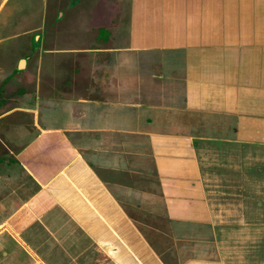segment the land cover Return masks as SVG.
<instances>
[{
    "label": "crops",
    "instance_id": "1",
    "mask_svg": "<svg viewBox=\"0 0 264 264\" xmlns=\"http://www.w3.org/2000/svg\"><path fill=\"white\" fill-rule=\"evenodd\" d=\"M117 2L91 33L4 17L0 54L21 58L0 106V264H253L264 0H183L173 45Z\"/></svg>",
    "mask_w": 264,
    "mask_h": 264
},
{
    "label": "rangeland",
    "instance_id": "2",
    "mask_svg": "<svg viewBox=\"0 0 264 264\" xmlns=\"http://www.w3.org/2000/svg\"><path fill=\"white\" fill-rule=\"evenodd\" d=\"M134 1L136 4L132 2L130 3L132 10L134 11V15L136 17L134 18V20L132 19L131 21L132 30L133 28L134 29L136 28L139 34L144 35V33H146L145 35L148 37L150 36V38H153V36L158 37L162 35L164 32L169 34L175 33L174 38L170 36L166 44L168 43L170 45H173L179 43L178 42L179 40L177 39H179L178 37H180L183 34V22H182L183 19H182V15H178V13H183L184 5H185V2H183V0H173V1L172 0H134ZM100 2L101 0H94L93 2L91 0H78L76 3L74 1L73 3H68V0H64L63 3L62 1L59 2V0L57 1L44 0L42 2L40 0H30L25 2L7 3L5 4V6H3V9L1 8L2 10L0 11V29H1L0 36H2L8 30V27L5 28L3 27L4 25L2 24L4 17L8 16V14H10V18L8 19V22L5 25L11 24L12 19L14 17V23L16 24L17 28H10L9 30L10 33H17V31H19L25 25H28L29 22L31 21L33 22L35 18H36L35 22H37L38 21L37 18L41 17L42 14L44 16L47 11H50L51 14H54L55 11V15L53 16V18L56 17V13L58 12L56 20H58L60 14L63 13L67 17L71 18L72 14H75L73 13V11L78 12V14L81 12V15L84 17L79 19L81 30L85 31V29L86 30L89 29V32L91 33V17L89 14L91 13V11H93L94 6H98L97 10H101L103 5L106 6L111 4L112 9L114 8V6L118 5L117 0H110V3H104V1H102L101 3ZM96 3H100V4H96ZM138 5L140 7H138ZM12 9H14V13L12 14L13 17L11 15ZM173 16L175 17L173 18ZM164 17H166L167 19H165ZM53 21L54 20H52V22ZM106 21H110V20H106ZM125 21L126 20L123 21V27H126ZM64 22L65 20L61 21V23H58L57 21V24L53 25L54 30L60 28L66 30L68 24L66 25L64 24ZM32 24L33 26H35L34 22ZM36 32H39V29H37L33 33ZM143 38L147 40L145 36ZM161 43L165 44V42H161ZM6 53H8L9 55L3 57L4 55H6ZM20 56H21L20 53L16 54L15 52L14 54L12 52H5L0 54V58L3 57L0 60V87L5 86V89L2 88L0 89V91L2 92L4 90L5 96H7L10 90L9 82H13L12 80H9L10 79L9 73L11 69L15 67L17 60L21 58ZM173 56L174 55H171L170 57L173 58ZM9 57L11 58L12 64L8 68L6 65H4V60L8 59ZM259 185L261 184L259 183ZM253 198L257 199L259 204V207L257 208L255 206V203H253L254 206L253 228H252L253 264H264V206H263L264 193L260 194L258 193V191H253ZM258 198L261 199L258 200ZM232 264H236V263H232Z\"/></svg>",
    "mask_w": 264,
    "mask_h": 264
},
{
    "label": "flooded vegetation",
    "instance_id": "3",
    "mask_svg": "<svg viewBox=\"0 0 264 264\" xmlns=\"http://www.w3.org/2000/svg\"><path fill=\"white\" fill-rule=\"evenodd\" d=\"M73 1L76 3L78 0H69L68 1V3H73ZM74 3V4H75ZM115 4H117V3H115ZM69 6V5H68ZM73 8V7H72ZM72 8H70V9H72ZM69 9V10H70ZM109 9V8H108ZM110 10H113V11H118L119 10V3H118V5H116V6H114V8L112 9V6L110 5ZM73 13H75V14H72V17L71 18H69V17H67L64 13L63 14H60V16H59V18H58V20H56V18H57V15H58V12L56 13V17L55 18H53V16L55 15V11H54V14H51V12L50 11H47L46 13H45V16H43L44 18H43V25L45 26V29L46 28H53V25H55V24H57V21H58V23H61V21H63V20H65V22H64V24H68L67 25V27H66V30L67 31H71V30H75V29H77L76 27H75V25H80V20H78V18H77V16L80 14H78V12H74L73 11ZM118 12H115L114 14H117ZM91 14V13H90ZM71 19V20H70ZM52 20H54L53 22H52ZM61 25V24H60ZM65 25V26H66ZM65 26H64V28H65ZM55 27V26H54ZM61 29V28H60ZM21 61H23V60H21ZM4 86V85H3ZM5 89V86L4 87H0V89ZM13 90V89H12ZM1 92V91H0ZM3 94V95H2ZM10 94H12V91H11V87H10V90H9V93L7 94V96H5V94H4V90L1 92V95H0V106L2 107V106H4L3 105V101H7L8 99H10ZM5 104V103H4ZM0 139H3V136L0 134ZM1 150H2V152H4V149L3 148H1Z\"/></svg>",
    "mask_w": 264,
    "mask_h": 264
}]
</instances>
